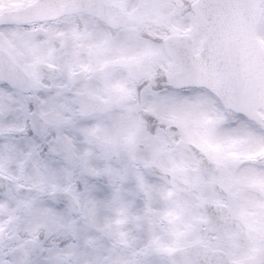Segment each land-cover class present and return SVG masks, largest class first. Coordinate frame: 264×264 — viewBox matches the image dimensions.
Wrapping results in <instances>:
<instances>
[{
  "label": "snow or ice",
  "instance_id": "1",
  "mask_svg": "<svg viewBox=\"0 0 264 264\" xmlns=\"http://www.w3.org/2000/svg\"><path fill=\"white\" fill-rule=\"evenodd\" d=\"M121 12L86 76L0 22V264H264V0Z\"/></svg>",
  "mask_w": 264,
  "mask_h": 264
},
{
  "label": "rangeland",
  "instance_id": "2",
  "mask_svg": "<svg viewBox=\"0 0 264 264\" xmlns=\"http://www.w3.org/2000/svg\"><path fill=\"white\" fill-rule=\"evenodd\" d=\"M31 0H0V13L4 10L15 9L18 7L25 6ZM117 3L123 5L134 4L136 0H115ZM84 27H79L73 22L64 21L58 23L55 26L44 27V25H37L34 29H28L35 40L40 43L45 49L51 51V54L55 57L59 55V51L67 46L70 41V37L74 34H79L85 39L76 41L75 43L80 45L79 47L73 48V61H77V67L79 68L81 75H90V69L88 64V50L90 47V40L92 37L106 30L107 28L101 24L96 23L92 20H85ZM81 24V25H82ZM81 29H84L83 31ZM50 34L53 37L50 39ZM48 41L47 44L44 42ZM197 231L195 228L193 232Z\"/></svg>",
  "mask_w": 264,
  "mask_h": 264
},
{
  "label": "water",
  "instance_id": "3",
  "mask_svg": "<svg viewBox=\"0 0 264 264\" xmlns=\"http://www.w3.org/2000/svg\"><path fill=\"white\" fill-rule=\"evenodd\" d=\"M34 4L33 6L29 7L25 10H20L16 13H8L1 17L0 22L3 21H26V19H23V16L30 15L34 16L31 20H38V21H44V20H50V19H57L64 15L68 14H74L77 12H87V11H70L66 5L69 4H79L82 2H90V0H51V3H47L46 5H42L40 2ZM45 2H49L50 0H44ZM96 2L101 3L104 5L103 0H96ZM109 6H105L104 8L94 12L90 13L94 16L100 17L108 22L111 23V26H113L117 22H122L121 19L117 15H115V12H111V10H107ZM47 8L49 11H44L39 13L40 10H43ZM115 11L117 9L113 8ZM118 12V11H117ZM89 13V12H87ZM52 70H55L54 68Z\"/></svg>",
  "mask_w": 264,
  "mask_h": 264
}]
</instances>
